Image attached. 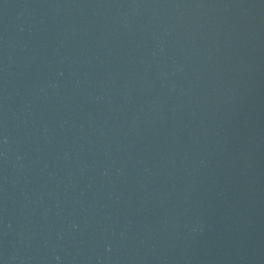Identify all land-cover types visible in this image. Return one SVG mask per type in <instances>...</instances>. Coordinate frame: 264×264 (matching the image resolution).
<instances>
[{
	"label": "water",
	"instance_id": "water-1",
	"mask_svg": "<svg viewBox=\"0 0 264 264\" xmlns=\"http://www.w3.org/2000/svg\"><path fill=\"white\" fill-rule=\"evenodd\" d=\"M0 264H264V0H0Z\"/></svg>",
	"mask_w": 264,
	"mask_h": 264
}]
</instances>
